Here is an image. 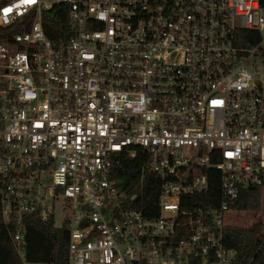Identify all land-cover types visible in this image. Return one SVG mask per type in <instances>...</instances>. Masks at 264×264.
<instances>
[{
    "label": "built area",
    "instance_id": "obj_1",
    "mask_svg": "<svg viewBox=\"0 0 264 264\" xmlns=\"http://www.w3.org/2000/svg\"><path fill=\"white\" fill-rule=\"evenodd\" d=\"M59 3L67 27L51 38L44 12ZM13 24L0 215L22 264H40L24 255L31 216L67 229L68 264H234L225 219L245 211L241 192L264 191L260 0H0ZM122 154L159 180L155 211L112 176Z\"/></svg>",
    "mask_w": 264,
    "mask_h": 264
},
{
    "label": "trees",
    "instance_id": "obj_2",
    "mask_svg": "<svg viewBox=\"0 0 264 264\" xmlns=\"http://www.w3.org/2000/svg\"><path fill=\"white\" fill-rule=\"evenodd\" d=\"M5 1V0H3ZM264 7V0H260ZM28 17L25 18L27 20ZM67 27V7L59 3L44 12V28L51 38L58 36L59 30ZM23 29L19 24L0 26V39ZM119 163L112 169V176L127 193H136L135 207L152 208L155 211L159 180L142 170L145 159L137 154L129 157L120 155ZM217 175V174H216ZM210 196L218 198L219 183L217 176L212 179ZM260 205V189L251 188L240 193L235 208L238 210H255ZM154 212L149 214H153ZM26 261L40 264H68V231L65 227H55L53 220L41 221L35 216L25 219ZM224 244L234 251V264H264V224L253 221L244 226L224 227ZM0 264H22L14 249L0 215Z\"/></svg>",
    "mask_w": 264,
    "mask_h": 264
},
{
    "label": "rangeland",
    "instance_id": "obj_3",
    "mask_svg": "<svg viewBox=\"0 0 264 264\" xmlns=\"http://www.w3.org/2000/svg\"><path fill=\"white\" fill-rule=\"evenodd\" d=\"M62 212L57 210L55 223L60 224ZM228 225L244 226L252 223L253 221H263L264 224V191L260 194V205L255 210H245L241 212L231 213L225 219Z\"/></svg>",
    "mask_w": 264,
    "mask_h": 264
},
{
    "label": "snow or ice",
    "instance_id": "obj_4",
    "mask_svg": "<svg viewBox=\"0 0 264 264\" xmlns=\"http://www.w3.org/2000/svg\"><path fill=\"white\" fill-rule=\"evenodd\" d=\"M35 2H36V0H23V3H25V4H33ZM11 11H12L11 8L4 9L5 14H7Z\"/></svg>",
    "mask_w": 264,
    "mask_h": 264
}]
</instances>
